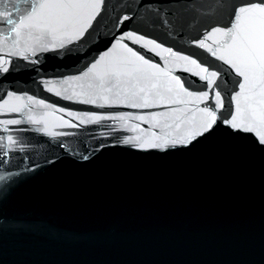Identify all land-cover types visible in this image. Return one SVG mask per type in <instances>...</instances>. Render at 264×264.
I'll list each match as a JSON object with an SVG mask.
<instances>
[{"label":"water","instance_id":"water-1","mask_svg":"<svg viewBox=\"0 0 264 264\" xmlns=\"http://www.w3.org/2000/svg\"><path fill=\"white\" fill-rule=\"evenodd\" d=\"M141 2L180 9L171 0H110L103 23L92 21L77 39L69 37L87 9H51L69 14L55 39L35 29L12 33L0 16V66L8 62L0 137L33 150L23 164L9 158L0 166V264H264V145L256 132L220 122L235 118L264 135L253 118L264 112L260 86L239 87L244 78L218 59L242 60L243 39L225 50L227 38L214 36L220 44L208 43L221 50L212 56L192 41L216 19L169 29ZM18 5L25 7L0 0V13L18 19ZM121 15L131 19L117 30ZM218 19L223 26L227 13ZM120 32L153 44L125 39L127 48H117L110 42ZM201 68L218 73L223 107H213L210 91L197 99L208 91ZM203 109L217 122L201 134ZM68 121L78 126H62ZM33 160L39 166L27 170Z\"/></svg>","mask_w":264,"mask_h":264},{"label":"snow or ice","instance_id":"snow-or-ice-1","mask_svg":"<svg viewBox=\"0 0 264 264\" xmlns=\"http://www.w3.org/2000/svg\"><path fill=\"white\" fill-rule=\"evenodd\" d=\"M110 0H79L76 3H53L52 0H22V4L25 5L23 9L18 5L16 6V11L19 13L18 19H11L12 13H0V16L4 18V23L11 25L10 31L12 33L19 34L21 29H35L40 31L44 35L52 36L56 38L55 33L57 32V24L63 23L65 26L69 21V14L66 13H52L50 10L53 8L57 9H87L86 15L82 16L77 23H80L79 28H75L69 39H77L83 37L88 28L92 27V21H96L97 28L101 23H103L104 16L102 12H106L107 6ZM171 2L178 3L180 9L177 11L166 12L159 8H153L151 3L141 2L138 6L149 10L156 14L157 21L159 24L163 25L169 29H177L178 31L185 27H192L193 22L199 21H210L216 19V23L212 24L210 27L206 26L205 31L207 35L202 34L198 40H193L192 43L196 44L201 49H206L211 53L212 56H218L220 48L215 51L208 43V41H213V43L220 44L219 40H213L216 35H221L226 37L225 50L232 47L237 37H242L244 43L243 49V59H233L226 58L223 55H219L218 59L224 61L226 64L230 65L231 69H235V73L244 78V83L238 85L241 88H245L249 85L250 80L255 81L251 84L252 88L257 85L260 86L259 95L262 97L259 104L264 105V0H248L245 3H236L235 0H171ZM227 13L228 22L221 26L218 17ZM185 16H191L192 19L185 23L183 19ZM97 17H100L97 20ZM131 17L129 15H121L115 21V27L119 30L120 26L126 21H130ZM82 21V22H81ZM95 31V29H94ZM131 40L134 43L143 42V46L153 44L151 40H144L143 36H135L133 33H123L120 32L119 35L113 34L112 41L110 44H114L115 47L127 48L123 41ZM87 43V40H85ZM65 41L60 39L59 47H64ZM155 47H160V45H155ZM131 51V49H128ZM109 50L97 57L98 61H103L108 55ZM170 55H175L171 49H165ZM143 59V57H139ZM180 59L187 61L189 58L187 56L180 57ZM7 61H4V66H0V73L8 71ZM147 63V61H145ZM190 63L196 64L195 60H191ZM97 67V63L93 61L88 71H94ZM202 73H208L207 75L201 76V79L206 81L204 87L208 89L203 95L197 97V99L203 101L207 98L209 91L213 96V107H223V103L220 101V92L216 89L219 84L216 83V78L218 73L216 71L208 72L207 68H201ZM88 73H85L87 75ZM199 75V73H197ZM177 83L180 88H183V84L179 83V78H176ZM223 82V81H221ZM215 85V87H212ZM94 103V101H93ZM139 105L133 104L132 107H137ZM205 114V122L201 126V134L203 132L210 131L217 122V114L215 111H209L208 109L202 110ZM68 116H73V113H67ZM102 117H95V120H100ZM253 118L261 126H264V112H253ZM221 123L228 124L233 129L243 130L247 132H256L259 136V142L264 145V135H261L256 128L251 124L245 125L233 119L221 120ZM7 124H17V120L6 121ZM83 123V121H81ZM67 127H77L78 125L71 123V121L66 122ZM5 132L8 131L7 128L4 129ZM43 131L48 132V129H43ZM49 135H57L58 133L48 132ZM60 135H70V133H59ZM195 135V133H193ZM0 166L7 165L9 163V158L13 161L19 160L20 164L25 162V155H32L33 150L28 148L19 138H13L12 136L0 137ZM155 146V145H153ZM102 147V145L100 146ZM87 159V156L83 157ZM39 163L33 160L32 165L27 170H32L38 167ZM11 171V169H9Z\"/></svg>","mask_w":264,"mask_h":264}]
</instances>
